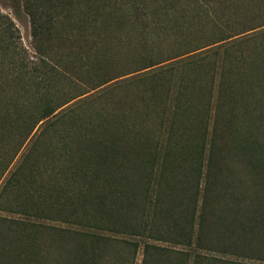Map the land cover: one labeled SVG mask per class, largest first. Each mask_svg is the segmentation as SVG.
Masks as SVG:
<instances>
[{
  "label": "trees",
  "instance_id": "obj_1",
  "mask_svg": "<svg viewBox=\"0 0 264 264\" xmlns=\"http://www.w3.org/2000/svg\"><path fill=\"white\" fill-rule=\"evenodd\" d=\"M101 1L91 0L92 5L70 24L74 16L69 11L58 16L52 0H21L39 57L28 63L21 57L12 81L21 83L20 87L11 89L8 97L0 89V264H111L110 259L116 264H132L140 244L141 264H231V260H218L216 254L264 262V144L250 131L254 123L264 133V116L253 115L263 108V10L223 0L209 9L211 15L203 10L190 15L188 7L179 14L173 7H147L171 5L172 0H116L118 7L113 9L100 8ZM189 1L202 7L211 2ZM156 15L173 24L162 30L164 39L154 41ZM114 29H126L124 41L106 35ZM12 31L11 21L0 19L3 41L13 37ZM73 31L101 38L73 43ZM112 44L124 51L116 55L117 67L108 61ZM229 48H236L240 68L245 64L246 69H237L235 85L222 87L214 81L217 69L210 57ZM217 87L228 92L222 96L224 100H216L218 108L223 105L229 110L219 121L223 126L218 132L227 131V140L218 139L217 148L211 150V173L204 175L200 155L211 114L205 105ZM232 103L238 108V117L231 122V132ZM216 116L213 113L212 118ZM194 128L199 129L195 135L198 157L186 151L193 142L188 137ZM43 165H50L49 172L57 174L67 169L78 183L87 184L86 193L99 179L109 184V194L125 198L130 193L117 190L115 173L132 165L140 175L134 180L129 204L145 208L147 196L154 194L148 203L155 206V212L148 210L124 223L116 216L112 222L102 221L101 212H96L98 227L87 232L66 231L63 236L65 231L49 222L79 225L76 206L57 183L41 187L38 171ZM159 169L165 175L153 180L160 183L166 176L170 187L158 185L157 192V182L154 190L150 187L154 183L150 173ZM105 171L108 173H102ZM177 171H183L179 181L174 179ZM98 173L102 175L97 178ZM146 174L149 179L143 183L140 176ZM182 177L187 180L185 185L195 188L194 204L201 180L205 189L211 183V214L208 216L203 201L195 235V205L181 217L174 216L180 204L175 185H183ZM35 233L47 240L38 241ZM118 234L125 238L113 244V236ZM68 238L74 246L66 243ZM163 244L194 245L195 252L187 255ZM67 246L70 255L54 256Z\"/></svg>",
  "mask_w": 264,
  "mask_h": 264
},
{
  "label": "rangeland",
  "instance_id": "obj_2",
  "mask_svg": "<svg viewBox=\"0 0 264 264\" xmlns=\"http://www.w3.org/2000/svg\"><path fill=\"white\" fill-rule=\"evenodd\" d=\"M52 1H53L52 3H55L54 12L58 16H61L62 14H64L65 11H69L70 15L74 16L71 20H69L70 24L78 20L80 16V12L82 13L85 12L88 9V7L92 5V2L90 3L91 0H52ZM210 1H211L210 5L208 7H205V6L202 7L201 5H198V3L194 4L189 0H172L174 4H171V5H168V3H165L166 5H164V3H160V4H149L147 7L150 10L155 9V8H157L158 10V9H162L163 7H166V8L173 7L176 9L175 11L178 14H179V11L182 12V9H185L188 7L190 11V15L191 14L192 15L201 14L202 10L208 11L211 15V11L209 9H215V7L220 6L222 2H224L223 0H210ZM234 1H237L242 6H247L249 10L260 8L261 10H263V14H264V0H234ZM98 6L100 8L106 7L109 9H113L115 7H118V4L116 0H102L98 4ZM213 6L214 8H212ZM0 15L2 17L0 19L3 22H5L8 19L9 21H11L13 25V31H12L13 37L9 41L8 40L3 41L0 36V89L3 88L8 97L10 90L13 88L17 89L15 87H20V84H21V83L15 84L14 82H12L16 75L15 74L16 71H18L16 68H17V64L19 63L18 62L19 59L25 56L27 58L26 63H28V60L37 61L39 55H38V51L35 50L32 44V41H31L29 19L22 9L21 0H0ZM187 17L188 16H186V18ZM260 19H264V17H261ZM181 21L185 23L186 19L183 18ZM98 22L100 24L99 19H98ZM153 23L156 27L152 35V40L157 41L159 37L164 39V36L163 35L161 36V32L162 30L168 29L166 27H169V25H172L173 21H170L168 23V21L163 16L156 15L153 19ZM192 24L193 25L195 24L194 21ZM100 32L103 34L102 31ZM125 32H126V29H122L120 31L118 29H114L112 31L107 32L106 35L110 38H114V37H117L119 39L121 38L122 41H124ZM96 36H97L96 34H91L89 32L87 33V37H85L82 34L77 33V31H73L72 34L70 35V40L73 43L76 42L79 44H86L94 39L101 38V37H98V36L96 37ZM52 41L55 42L54 39H52ZM108 48L109 49H108L107 54H108V58L110 57L108 61L111 64V67H117V61L115 60V58L117 57L116 55L117 54L122 55V52L124 51L120 49L119 47H116V45L114 44L110 45ZM238 55L239 54L237 53L236 48H233V49L229 48L227 52L220 50L216 54L210 57L211 62L216 66V69H217V71L214 74L215 83L222 84L223 85L222 87H230V86L235 85V83L237 82L239 78V74H236L237 69H239L240 71L246 69L245 64H243L244 68H240L241 65H239L238 59L236 58L238 57ZM53 56L54 54L52 53V57ZM263 64H264V58H263ZM255 79L256 78L253 77L252 80H255ZM227 93H228L227 91L221 90V87L214 88L212 91L211 98H209L208 102L205 105V111L206 110L210 111L211 114L209 115V118L206 122L205 128H206L207 134L204 138L203 151L200 155L202 159L201 164L204 165L203 166L204 175L211 173V164H212L211 152L213 153V151L211 150L217 148L218 139L220 138L221 141L227 140V135L225 134L227 133V131L222 132V133H218V132L222 129V126H223L219 121L227 117L229 110L226 109L225 108L226 106H223V105L221 108H218V103L216 102L217 99L219 101L222 98V96L226 95ZM261 97H263L261 98L262 99L261 106L263 108H261V112H257V110H255L253 115H258V116L261 115V117H263L264 116V92L261 94ZM213 113L218 114V118L216 116L213 119L212 118ZM237 114H238V108L235 107L234 104L232 103V106L230 107V114H229L231 132H232V126L234 125L231 122H233V118L238 117ZM251 127L253 130H250V131L257 134V136L255 137L257 138V141L259 142V144L261 140H262V144H264V133H262L263 131L262 132L257 131V129H255L256 127L254 123L251 125ZM195 129L196 128L193 129L194 132L191 133L188 137L190 138V140H193V142L190 144V147L186 149V151L189 154L196 155L198 157L200 154L199 148H198L199 144L198 143L195 144V140L197 138L195 135L199 129H196V130ZM37 132L38 130L35 131L31 139L34 137V135ZM29 142H30L29 140L28 142L25 141L24 146L21 151L22 153L24 150L27 149L28 145L30 144ZM253 145L254 146L252 147H255L254 143ZM196 156L193 158L196 159L197 158ZM17 159H18V156L15 157L13 161L14 164L16 163ZM50 168H51L50 165H43L39 168L40 170L38 172L41 173L42 175L41 187L42 186L46 187L48 184L52 185V183L54 184L57 183L59 185L58 189H60L61 191H66L72 196L73 204L76 206L75 221H78L79 225L49 222L51 226L63 229V231H65V233H62L63 236H66V231L87 232L89 230H93L91 227H95V226L98 227L99 222L97 223L96 221V218H97L95 214L96 212H101L100 216H102V221L112 222L113 217L116 216L118 218H123L121 219L123 223L129 217L134 216V218L136 219L137 217L142 216V214L148 212V210H150L152 213L155 212V209H156L155 206L152 203H148V201H150V198L153 197L154 194L147 196L145 208H143L144 206L139 203L137 204V207L139 208H134V206H136L135 203L129 204V201L132 199L131 194H133V192L135 191L134 180H136L137 176L140 175L135 172L132 165H124L123 168H120L117 170V172L119 173H115L117 190L123 189V193H125L126 191L130 193V197L128 196L126 198L124 196L123 197L115 196V195L112 196V194H109V191H110V188L108 186L109 184H107L106 182H100L99 179L94 180L95 184H94L93 190H90V188H88L90 192L88 190L86 193L85 190H87L86 188L87 184L81 183V182L78 183V180H76V178H73L74 177L73 173H71L67 169H64L63 171L60 172V174H57L55 170L54 172H49ZM102 173H108V172L105 171ZM161 173H163L162 175H165V173L161 171L160 169L156 170L155 174L150 173V179L152 177L151 181L155 183V184L154 183L150 184V187L153 190L155 189V185L157 182L156 180H153V177L156 176V178H158V176H160ZM182 173L183 171H180L179 173L177 171L174 176L175 177L174 179L179 181L181 179ZM100 175L102 174L98 173L96 175L97 178ZM140 178L143 179V183H146L147 181L145 180L149 179V174H146L143 177L140 176ZM186 181H187L186 178L184 179V177H182L183 185H181V183L178 185H175L176 186L175 193L177 196L178 203L180 204H179V210L176 208L174 212V216L175 218L181 217L180 216L181 213H183L185 210L189 211V209L193 205H195L193 209L194 213H193V226H192L193 235H195V230L197 227L196 225L198 222L197 216H198V212L201 210L200 205L203 201L205 202V207L207 208L209 212L208 216H210L211 214V209H212L211 183L209 182L208 186L205 189L203 186V180H201L199 184L200 186L198 189V195L195 198L196 203L194 204L193 201H194V195H195V188L193 189V187L185 185L183 182H186ZM166 182L169 183L168 179H166V176L163 177V180L160 183L157 182V192H158V185L162 189H167L170 187ZM97 185L99 186L98 190H96ZM108 210H110V216L108 215ZM12 216L14 217V215ZM30 221H34V220L31 219ZM160 226L161 224L157 225V227H160ZM95 231H98V230H95ZM42 233L47 234L46 232H42ZM46 237L47 236L42 235L41 233H35L34 235V238L40 242L47 240ZM0 238L2 237L0 236ZM124 238H125L124 235H119V234L118 236L117 235L113 236V244L116 243V240H123ZM75 242L78 245L77 238H75ZM66 243H69L71 246L73 245L72 244L73 242L71 241L70 238H68V241ZM163 245L167 247L168 249H171L173 251L178 250L187 255L189 254L191 255L193 251L195 252V250L193 249L194 245H192V247L190 248H185L179 245L173 246V247H170L169 245H165V244ZM1 246H2V243L0 242V247ZM70 249L71 248L69 246L65 248V251L60 249L58 250L59 252L54 254V256L62 255L63 257V256H66L65 254L70 255L71 254ZM240 252L243 253L242 250ZM108 253H110V251H108ZM133 254L134 255L132 259V264H141V259H142L141 244L137 247L136 251ZM200 254L213 257L210 253L205 254V253L200 252ZM215 257L220 261L231 260L230 261L231 264H244V263L245 264L246 263L264 264V262H261V261H256V260H245L244 261L243 259L237 260V259H234L233 257H225L220 254H216ZM106 260H108V258H106ZM110 261H111V264H116L114 259H110ZM187 264H190V263H187Z\"/></svg>",
  "mask_w": 264,
  "mask_h": 264
}]
</instances>
